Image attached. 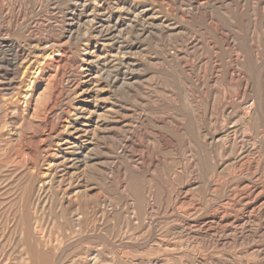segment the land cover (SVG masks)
I'll use <instances>...</instances> for the list:
<instances>
[{
    "label": "rangeland",
    "instance_id": "374dc122",
    "mask_svg": "<svg viewBox=\"0 0 264 264\" xmlns=\"http://www.w3.org/2000/svg\"><path fill=\"white\" fill-rule=\"evenodd\" d=\"M3 40L0 264H264V0H0Z\"/></svg>",
    "mask_w": 264,
    "mask_h": 264
},
{
    "label": "bare ground",
    "instance_id": "6f19581e",
    "mask_svg": "<svg viewBox=\"0 0 264 264\" xmlns=\"http://www.w3.org/2000/svg\"><path fill=\"white\" fill-rule=\"evenodd\" d=\"M40 46H43V45H41L40 44ZM0 48L1 49H6L7 50V52L8 51H10V52H12V53H14L15 55H14V57H15V59L14 60H16L18 57H19V55H18V52H16L15 51V45H14V43H12V42H9V41H6V40H3V41H0ZM5 51V50H4ZM9 52V53H10ZM13 61V60H12ZM240 76H242V75H240ZM242 78V77H241ZM240 78V79H241ZM244 78V77H243ZM242 78V80H244ZM248 114V113H247ZM247 116V115H246ZM145 194V193H144ZM144 199H145V197H144ZM149 199V198H148ZM146 200V199H145ZM146 202V201H145ZM4 214V213H3ZM2 215V214H1ZM3 216V215H2ZM18 230H20V229H18ZM20 233H21V230H20ZM21 239H22V234H21ZM22 242V244H23V246L25 245V243L23 242V240H21ZM27 260V262H30V259H29V257L26 259Z\"/></svg>",
    "mask_w": 264,
    "mask_h": 264
}]
</instances>
